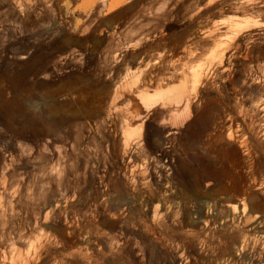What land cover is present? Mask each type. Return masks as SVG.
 Segmentation results:
<instances>
[{"label": "rangeland", "instance_id": "1", "mask_svg": "<svg viewBox=\"0 0 264 264\" xmlns=\"http://www.w3.org/2000/svg\"><path fill=\"white\" fill-rule=\"evenodd\" d=\"M210 2L126 0L74 25L60 0H0L3 264H264V0ZM225 27L242 40L215 56L202 38ZM134 75L181 100L141 115L131 159Z\"/></svg>", "mask_w": 264, "mask_h": 264}, {"label": "bare ground", "instance_id": "2", "mask_svg": "<svg viewBox=\"0 0 264 264\" xmlns=\"http://www.w3.org/2000/svg\"><path fill=\"white\" fill-rule=\"evenodd\" d=\"M43 1H48V0H43ZM99 1L100 0H60V5L65 6V7H63L64 12L65 13L68 12L70 14V17H71L73 24L76 25L80 21V19L77 18L76 12L80 11L82 13V19H85L88 17L90 11L96 10L97 2H99ZM125 1L126 0H114V2L111 3L110 5L104 3V4H100V6H98L97 8H98V10H102L101 13H106L107 11H112V9H115L118 5L124 3ZM6 2L14 4L20 11L23 9L21 6L22 0H6ZM73 3L75 4L74 6H73ZM210 3L212 4V0ZM219 14L221 15L220 12H219ZM165 17L167 18L166 15H165ZM240 28H242V27L240 26ZM238 29H233L232 27H225V30H222V31L214 29L213 31H210V33L208 35L204 36L202 39H204L206 44L216 46L215 47L216 50L213 51V54L215 56L224 57L225 51L224 52L219 51V48L223 43V40L221 39V37L232 32L235 34L234 39H235L236 44L239 45L242 39L240 36V31ZM47 34H49V32H47ZM164 35H165V33L163 34V37H164ZM201 65H200V67H201ZM200 67L198 66V67H195L192 69L194 90H197V88L199 87V85H200V83L204 77V72ZM138 77L139 76L134 75L124 85L125 92L129 93V96H128L129 111H127L128 115H129V117H128L129 119L126 120V126H125V132H124L125 142H124L123 154H124V157H126V158L130 157L131 159H132V156L130 153V146H131L132 138L136 133L142 134L143 130L145 128L144 127V121L145 120L143 121L140 119L141 115L144 112H146V110L154 108L157 105L162 104L165 107L167 105H171L172 103H179L181 100L180 95L174 91L176 89L175 86H171V84H172L171 81H167V82H165V85H161V86L157 87L155 89V92H154L155 94H152L150 92V90L148 88H146L145 86H138V84H139ZM188 107H189V104H187V108ZM256 109H258V108H256ZM158 135H159V140H160L159 149L162 150L164 148V146L170 142L171 137L173 135V131L159 132ZM159 140H158V142H159ZM135 159H137V158H135ZM136 162H138V160ZM138 166H139V164L136 163L137 168H138ZM232 207L236 212L240 213L239 216L244 219L245 223H248L249 221H251V219L256 224L261 223L260 221H258L259 216L253 217L252 213H251L252 216L250 215V212H249L250 208H249L248 204L246 203L245 199H244V201L242 200V201H239L237 204L232 205ZM0 264H3L2 256H0Z\"/></svg>", "mask_w": 264, "mask_h": 264}]
</instances>
